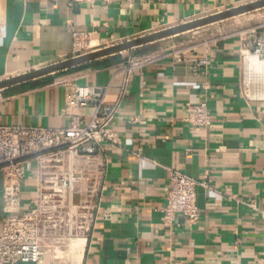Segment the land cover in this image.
Here are the masks:
<instances>
[{"label":"crops","instance_id":"obj_1","mask_svg":"<svg viewBox=\"0 0 264 264\" xmlns=\"http://www.w3.org/2000/svg\"><path fill=\"white\" fill-rule=\"evenodd\" d=\"M255 1L0 0V81ZM73 32L88 35L83 49L75 50ZM238 42L219 38L169 54L152 43L0 92V125L59 128L68 124L60 82L108 86L119 144L102 146L100 210L88 240L53 264H264V100L240 93ZM143 56L152 61L124 69ZM199 61L206 66L195 69ZM200 102L211 117L206 128L184 122ZM170 170L206 183L194 189L196 222L183 214L164 222ZM1 192L0 174V232ZM34 193L28 177L23 208Z\"/></svg>","mask_w":264,"mask_h":264},{"label":"built area","instance_id":"obj_2","mask_svg":"<svg viewBox=\"0 0 264 264\" xmlns=\"http://www.w3.org/2000/svg\"><path fill=\"white\" fill-rule=\"evenodd\" d=\"M135 0H67L74 4L101 3L129 6ZM238 36L241 52L240 93L247 100H264V25ZM75 50L88 42V35L72 33ZM254 57L259 70H250ZM152 61L151 56L131 57L128 72ZM206 66L199 61L195 69ZM64 89L65 127L0 125V174L2 177V228L0 264H53L65 257L68 247L86 242L100 210L106 177L104 143L119 144L111 130L115 110L106 102L108 86L96 89L74 80L60 82ZM89 110L83 114L81 111ZM184 122L206 128L211 117L205 102L188 106ZM28 177L35 183L34 197L23 208L21 195ZM208 188L185 174L170 170L165 189L163 220L174 214L198 220L195 187ZM65 264V263H63Z\"/></svg>","mask_w":264,"mask_h":264},{"label":"water","instance_id":"obj_3","mask_svg":"<svg viewBox=\"0 0 264 264\" xmlns=\"http://www.w3.org/2000/svg\"><path fill=\"white\" fill-rule=\"evenodd\" d=\"M264 8V0H258L255 2H251L239 7H235L229 9L227 11H223L220 13H216L201 19H197L194 21H190L187 23H183L181 25L165 29L141 38H137L125 43H121L118 45H114L111 47H106L103 49H99L97 51L87 53L75 58L67 59L64 61H60L58 63L43 67L38 70H34L23 75H19L16 77H12L6 79L4 81H0V92L17 87L29 82H33L63 71H67L82 65H86L92 62H96L108 57H112L118 54H121L126 51H130L131 54L136 48L149 45L165 38H169L171 36H175L184 32H188L191 30H195L201 28L203 26L213 24L216 22H220L235 16H239L257 9Z\"/></svg>","mask_w":264,"mask_h":264},{"label":"rangeland","instance_id":"obj_4","mask_svg":"<svg viewBox=\"0 0 264 264\" xmlns=\"http://www.w3.org/2000/svg\"><path fill=\"white\" fill-rule=\"evenodd\" d=\"M261 25H264V8L165 38L148 47L151 50H163L168 54L176 53L197 44L237 36Z\"/></svg>","mask_w":264,"mask_h":264},{"label":"bare ground","instance_id":"obj_5","mask_svg":"<svg viewBox=\"0 0 264 264\" xmlns=\"http://www.w3.org/2000/svg\"><path fill=\"white\" fill-rule=\"evenodd\" d=\"M247 65L250 70H259V65L256 62L254 57H248L247 58ZM260 94L264 96V85L260 89Z\"/></svg>","mask_w":264,"mask_h":264},{"label":"trees","instance_id":"obj_6","mask_svg":"<svg viewBox=\"0 0 264 264\" xmlns=\"http://www.w3.org/2000/svg\"><path fill=\"white\" fill-rule=\"evenodd\" d=\"M118 58V56H116V57H114L112 60H114V61H116V60H118L117 59ZM103 63V62H102ZM103 64H105V62L103 63ZM28 85H22V86H19L20 88H26Z\"/></svg>","mask_w":264,"mask_h":264}]
</instances>
